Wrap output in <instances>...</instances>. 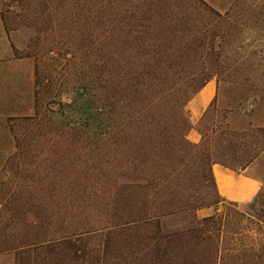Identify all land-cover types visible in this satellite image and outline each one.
Instances as JSON below:
<instances>
[{
  "label": "trees",
  "instance_id": "trees-1",
  "mask_svg": "<svg viewBox=\"0 0 264 264\" xmlns=\"http://www.w3.org/2000/svg\"><path fill=\"white\" fill-rule=\"evenodd\" d=\"M0 14L8 33L12 20L30 17L34 26L42 24L34 47L60 20L62 44L77 42L75 49L87 50L89 93L67 104L78 122L60 129L36 113L5 127L20 149L18 129L80 133L86 121L94 139L92 174L103 180L98 192L104 196L100 203L74 198L73 186L53 183L69 180L71 169L33 162L13 170L8 166L18 155H10L0 179L22 182L0 183V254L14 253L16 264H264V230L257 248L222 237L223 216H197L221 203L214 164L238 171L264 152V128L252 125L243 131L228 124L219 131L200 127L201 142L188 139L187 106L221 76L222 57L209 23L218 12L204 0H0ZM102 163L105 169L97 167ZM191 180L203 188L211 184L217 200L184 188ZM97 207L104 211L94 218L88 213Z\"/></svg>",
  "mask_w": 264,
  "mask_h": 264
},
{
  "label": "rangeland",
  "instance_id": "rangeland-1",
  "mask_svg": "<svg viewBox=\"0 0 264 264\" xmlns=\"http://www.w3.org/2000/svg\"><path fill=\"white\" fill-rule=\"evenodd\" d=\"M204 1L220 15L209 18V23L215 27L223 66L221 76L213 78L217 81L218 90L209 116L202 123V118L194 121L187 106L192 129L199 132L200 127L207 131L217 126L219 131L227 124L236 131L248 129L250 125L264 128V0ZM15 11L19 12L18 9ZM92 14L96 15V11ZM33 23L30 17L26 21L12 20L8 33L0 14V171L10 155H18L8 166L13 170L20 164L29 166L33 162L40 163L41 168H69L73 172L69 180H54L53 183L59 187L73 186L78 193L74 198L76 196L90 203L103 202L104 196L98 192L103 180L92 174L96 168L92 156L94 139L87 132L86 121L82 122L80 133L69 131L56 134L40 129L24 134L18 129L20 149L14 148L16 141L5 127L8 120L34 117L36 113L50 119L60 129L69 126L80 119L75 113L69 115L71 109L67 104L73 99L86 98L89 93L90 58L84 54L87 50L80 52L79 48L75 49L77 42L73 46L70 44L69 48L62 44L66 41V33H62L60 20L50 26L47 33L41 34L40 43L34 47V39L40 34L37 29H42L43 25L34 26ZM81 28L86 34L89 31V26L84 24ZM65 49H68L67 52ZM28 53L35 56L28 58ZM37 78L39 85L36 84ZM101 145L105 158L106 141ZM97 167L105 169L106 166L102 163ZM253 173L262 183V191L254 201L232 205L221 199L219 205L199 210L197 216H223L227 227L223 229L222 237L259 248L263 244L261 235L264 230V152L253 163ZM1 182L17 186L22 179L6 176L0 179ZM186 186H193L207 201L217 200L211 184L203 188L200 180H193L184 183L183 187ZM103 211L97 207L89 210L88 214L98 218V213ZM0 264H16L15 254H0Z\"/></svg>",
  "mask_w": 264,
  "mask_h": 264
},
{
  "label": "crops",
  "instance_id": "crops-1",
  "mask_svg": "<svg viewBox=\"0 0 264 264\" xmlns=\"http://www.w3.org/2000/svg\"><path fill=\"white\" fill-rule=\"evenodd\" d=\"M218 90L217 81L211 80L189 103L192 120H200L212 104ZM192 143H200L201 134L192 129L188 134ZM218 192L227 202L244 204L254 201L262 191L260 179L253 173V163L238 171L231 170L220 164L212 167Z\"/></svg>",
  "mask_w": 264,
  "mask_h": 264
}]
</instances>
